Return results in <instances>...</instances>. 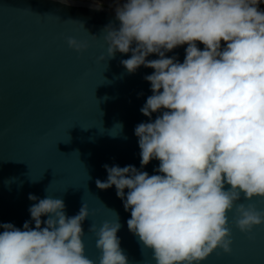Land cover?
<instances>
[{
  "label": "clouds",
  "instance_id": "1",
  "mask_svg": "<svg viewBox=\"0 0 264 264\" xmlns=\"http://www.w3.org/2000/svg\"><path fill=\"white\" fill-rule=\"evenodd\" d=\"M262 3L115 0L119 26H106L107 58L130 53L121 61L128 73L141 66L154 70L144 77L152 95L140 109L149 122L139 123L134 134L141 169L152 160L159 166L149 175L133 165L105 164L107 179H97L96 186H115L130 211L128 230L155 264H202L217 250L230 254V212L242 233L264 225V210L240 202L264 199ZM67 43L77 52L87 47L71 37ZM184 45L182 63L166 56ZM153 54L158 58L149 60ZM28 198L35 201L30 221L22 228L0 223V264H96L85 255L86 204L69 217L60 198ZM120 227L107 220L98 230L89 227L97 236L99 264H128Z\"/></svg>",
  "mask_w": 264,
  "mask_h": 264
},
{
  "label": "water",
  "instance_id": "2",
  "mask_svg": "<svg viewBox=\"0 0 264 264\" xmlns=\"http://www.w3.org/2000/svg\"><path fill=\"white\" fill-rule=\"evenodd\" d=\"M94 5L81 0H0V223L22 228L30 221L29 207L35 201L29 194L62 199L69 217L86 204L89 217L82 227L88 258L99 264L101 255L97 236L88 229L95 225L98 230L107 220L121 225L117 236L128 264H155L151 251L128 230L130 211H125L115 186H96L97 179H107L105 164L158 174L157 160L141 169L134 134L139 123L149 122L140 109L152 95L144 77L154 70L141 66L128 73L121 61L130 53L107 58L105 29L119 22L115 8L100 5L95 10ZM69 37L87 47L75 51L68 46ZM186 47L166 56L182 63ZM240 202L264 210V199L242 197ZM228 215L231 253L217 250L202 264H264V225L245 234L235 227L234 213Z\"/></svg>",
  "mask_w": 264,
  "mask_h": 264
},
{
  "label": "flooded vegetation",
  "instance_id": "3",
  "mask_svg": "<svg viewBox=\"0 0 264 264\" xmlns=\"http://www.w3.org/2000/svg\"><path fill=\"white\" fill-rule=\"evenodd\" d=\"M87 2H93L104 7L115 8V0H81ZM261 10H264V3L259 5Z\"/></svg>",
  "mask_w": 264,
  "mask_h": 264
}]
</instances>
